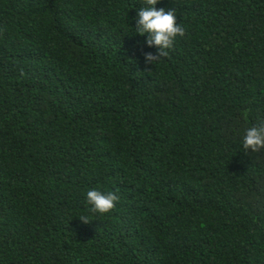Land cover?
Returning <instances> with one entry per match:
<instances>
[{
    "label": "trees",
    "instance_id": "trees-1",
    "mask_svg": "<svg viewBox=\"0 0 264 264\" xmlns=\"http://www.w3.org/2000/svg\"><path fill=\"white\" fill-rule=\"evenodd\" d=\"M142 6L0 0V264H264V0H161L153 65Z\"/></svg>",
    "mask_w": 264,
    "mask_h": 264
},
{
    "label": "clouds",
    "instance_id": "clouds-1",
    "mask_svg": "<svg viewBox=\"0 0 264 264\" xmlns=\"http://www.w3.org/2000/svg\"><path fill=\"white\" fill-rule=\"evenodd\" d=\"M161 0H143V6L137 9L135 33L146 36L145 45L155 47L157 53H144V63L153 65L166 58L174 48L177 38L185 36L186 30L177 24V15L174 9L157 8ZM241 145L244 153L251 150L258 153L264 150V123L260 126H251L243 134ZM119 202V195L114 191H103L100 188L89 189L86 193L88 211L92 214L105 215L112 212ZM84 224L90 223L89 216L79 218Z\"/></svg>",
    "mask_w": 264,
    "mask_h": 264
}]
</instances>
